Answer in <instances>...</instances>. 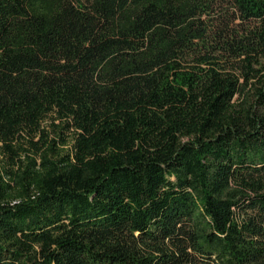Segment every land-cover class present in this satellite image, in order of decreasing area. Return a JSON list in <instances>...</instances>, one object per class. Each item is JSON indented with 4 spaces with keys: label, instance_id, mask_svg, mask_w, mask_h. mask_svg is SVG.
Segmentation results:
<instances>
[{
    "label": "trees",
    "instance_id": "16d2710c",
    "mask_svg": "<svg viewBox=\"0 0 264 264\" xmlns=\"http://www.w3.org/2000/svg\"><path fill=\"white\" fill-rule=\"evenodd\" d=\"M0 264H264V0H0Z\"/></svg>",
    "mask_w": 264,
    "mask_h": 264
}]
</instances>
